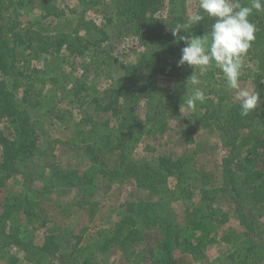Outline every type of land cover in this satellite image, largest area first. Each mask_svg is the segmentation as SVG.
<instances>
[{
  "label": "rangeland",
  "instance_id": "rangeland-1",
  "mask_svg": "<svg viewBox=\"0 0 264 264\" xmlns=\"http://www.w3.org/2000/svg\"><path fill=\"white\" fill-rule=\"evenodd\" d=\"M241 3L247 5L249 0H241ZM115 6L116 0H37L19 10V19L22 22L31 21L37 27L44 24L53 28L58 22V14L54 13L59 11L58 13L66 15L61 26L63 29H71L81 34L95 27L106 29L109 41L113 43L114 59L106 66L105 71L91 82L95 83L96 92H90L88 98L97 94L103 99V103L112 109L106 116L110 118V126L100 129L99 125L92 122L89 124L85 118V115L92 111L91 107L87 109L86 106L81 107L73 103L72 96L67 98L68 94L60 90L61 85L70 87L81 77L88 56H74L70 50L63 49L56 55H45L40 59L28 58L24 64L30 69L45 73L52 80L43 91L41 106L35 109L20 107L26 112L30 122L36 121L40 132L39 140L35 155L16 164L9 178L2 182L5 185L0 187V205L7 192H10L11 196L28 195L33 199L42 200V208L37 207L35 214L28 216L21 209L15 213L14 219L23 226L21 232L32 234L31 239L38 245L45 243L47 229L55 228L60 244L57 249L53 247L44 264H66L67 260L72 264H152L151 251L155 245L153 240L160 230L158 224L151 227L142 220V208L149 203L160 204L164 210L162 214L167 215L174 227L181 229L182 233H186L190 238L194 234L186 223V210L191 205L215 213L214 215L222 219L223 231L234 227L244 233L243 242L237 245L225 244L220 239L221 233H218L214 234L212 240L204 239V243L197 246L198 250L193 247L186 250L179 247L176 255L180 264H243L244 259L246 264H264V261H258L256 258L257 248L255 251L251 250L252 246L256 247L264 242V200L258 199L257 204H254L253 196L249 194L252 191L243 182L249 151L240 145L244 133L248 132L247 125L260 121L264 103L247 116H242L239 101L234 99V93L228 91L230 98L222 104H217V93L210 92V87L204 84L199 87L204 90L211 103H197L194 108L188 107L183 104L187 92L182 81H188L194 73V68L187 64L178 66L181 54L167 55L161 51L156 68L165 66L170 74H154L152 81L159 87L158 91L163 93L161 106L173 103L181 105L182 116L179 117L169 110L162 119L166 127L163 121L160 123L162 126L158 123L157 126L163 131L154 134L157 128L146 121V108L141 101L133 110V114L136 118L134 122L141 121L144 125L145 134L136 140H129L125 150L129 156L151 162L162 153L170 154L174 159H182L192 176V182L187 186L184 197L174 200L169 194L159 195L148 187L133 182L115 184L107 193L98 192L89 196L88 203L81 206L74 204L70 212L64 213L60 210L66 203L78 199L82 190L79 186H70L68 180L62 176L71 169L84 172L94 161V152H89L86 144L81 142L83 135L93 129L97 134L96 139H99V136L104 137L110 128L118 127L113 111L120 110V105L125 102L120 99L119 105L114 99L117 93L107 91L116 83L117 86L118 83L123 84L126 77H131L138 71L145 72L147 77L153 72L151 68L138 65L146 48L135 36L132 37L131 33L125 32L118 24L107 27L105 14L112 13ZM200 11L199 0H162L155 16L169 19L181 15L187 19ZM250 20L257 25L260 20H264V12L254 11ZM261 48L264 49V42L256 44L252 54L246 55L240 82L242 87L259 92L264 100V67H261L264 54L260 52ZM134 69H137V73L132 71ZM209 70L217 71L219 76L220 69L213 66ZM195 72L198 76L199 68L195 69ZM219 85L222 90L227 87L226 81ZM222 90L220 92L224 94ZM15 93L17 96L21 91L15 90ZM196 112L198 118L194 117ZM56 114L62 118L56 117ZM204 121L208 124L205 125ZM12 124L11 117L0 113V130L9 139L15 137ZM147 130H150L149 134H146ZM98 132L101 134L98 135ZM98 150L99 148H96L95 153L104 155L103 160L107 165L113 166L117 163L116 152ZM262 154L264 155V148ZM2 160L0 145V162ZM201 170L210 174L205 181L199 178ZM169 183L171 187L174 186L175 179L171 177ZM131 215L136 217L131 226L139 228L145 238L130 242L133 253L125 254L122 244L115 239L119 234H122V238L126 236L128 230L124 229L122 232L116 225L124 216L127 218ZM9 232L7 230L0 235V264H31L24 259V252L18 245L8 244L12 241L11 236L6 235ZM106 241L108 244H105ZM191 241L196 243L195 238ZM199 251L202 254L197 255Z\"/></svg>",
  "mask_w": 264,
  "mask_h": 264
},
{
  "label": "trees",
  "instance_id": "trees-1",
  "mask_svg": "<svg viewBox=\"0 0 264 264\" xmlns=\"http://www.w3.org/2000/svg\"><path fill=\"white\" fill-rule=\"evenodd\" d=\"M37 0H0V113L11 117L13 121L12 127L15 137L9 139L0 130V145H2L3 160L0 162V187L6 178H9L10 172L15 168V165L20 161L28 160L35 155L37 143L39 140V127L36 121H31L26 112L24 113L20 107L38 108L43 104V91L47 84L52 80L45 73L38 70L30 69L24 64L29 59H40L45 55H56L61 50L67 49L74 56H88L81 77L72 83L70 87L66 84L60 86L61 92L67 93L66 97L72 96V102L92 108V111L85 115L88 123L99 125L100 129L108 128L110 118L106 117L107 112L112 109L108 108L103 103V99L97 94L89 99L90 92H96L95 83L96 77L110 64L114 59L112 51L113 43L109 41V34L106 29L95 27L88 29L85 34L71 30L63 29L66 15L55 12L58 22L53 28L44 26V24L36 26L35 23L28 21L22 22L19 19V10L25 9L30 3ZM52 1V0H51ZM162 0H116V6L111 11L112 13L105 14L107 27L117 26L124 29L125 32L131 33L132 37L139 40L145 46L144 52L140 56L139 66H146L153 69L149 77L145 76V72L132 70L137 74L131 77H126L123 84L117 83L107 92L117 93L114 97L115 102L120 103L122 99L125 104L120 105L122 108L115 109V116L118 127L110 128L106 135L99 136L93 129H90L81 142L86 144L87 150L94 152V161L91 166L82 171L76 169L69 170L65 175L69 185H75L82 188L81 196L74 201L66 203L60 208L64 213L70 212L74 204L81 206L83 203H88V197L99 193H107L115 184L137 183L141 186H146L154 193L162 195L169 194L174 200H181L184 197V192L187 186L192 182L190 171H187L185 163L182 159H174L172 155L162 153L155 159L154 162L144 160V158H135L126 153L129 140L137 139L144 133V125L142 122L135 123V115L133 110L138 104L143 101L146 108L147 122L151 123L152 127L157 128L154 134L162 132L159 125L163 117L167 115L169 110L173 114L181 117V105L175 103L163 105V93L159 92V87L153 82V75L158 73L164 76L169 75L168 68L158 65L157 61L161 58V51L167 55L181 54V49L185 46L184 41L177 42V38L172 35L171 28H174L177 23L186 22V17L176 15L169 19L158 18L155 16V11L160 7ZM21 14V13H20ZM53 15V14H52ZM214 22L205 15V19L199 24L192 25L186 32H181V35H204L206 31L211 30V24ZM256 38L252 42V46L247 54H252L253 47L260 42H264V20H260L256 25ZM138 37V38H137ZM107 42V43H106ZM260 52L264 54V49ZM25 56V57H24ZM29 58V59H28ZM264 67V63L261 64ZM144 69V68H142ZM217 72V71H216ZM208 70L205 73H200L199 85L210 87V92L217 93V104H222L224 100H228L231 96L228 87L222 90L219 85L225 82L223 73L218 70V74ZM172 76V75H170ZM10 78V79H9ZM98 79V78H97ZM185 85V91H190L191 83L182 81ZM15 90L21 91L16 96ZM224 91L222 94L220 91ZM232 92V91H231ZM233 93V92H232ZM21 94V95H20ZM206 94V93H205ZM209 95V94H208ZM20 96V98H17ZM89 99V101H88ZM187 99V98H186ZM127 103V105H126ZM211 100L207 98L203 104L209 105ZM116 108V107H114ZM62 118L59 114L55 115ZM198 118L197 112L194 114ZM32 119V118H31ZM194 119V118H192ZM190 119V120H192ZM204 124L208 123L204 121ZM166 127V126H165ZM248 132L244 133L241 141V147L249 151L247 159V168L244 172V181L252 191L254 204L257 200H264V109L260 121L247 125ZM150 130L146 131L149 134ZM101 133L98 132V135ZM96 148L100 151L116 152L118 156L117 163L113 166L107 165L103 156L100 153H95ZM98 150V151H99ZM99 151V152H100ZM100 157V158H99ZM110 166V167H109ZM244 167H242L243 169ZM57 173V172H56ZM55 173V174H56ZM210 176L205 170L199 172V178L203 181ZM175 179V185L171 187L170 178ZM2 205H0V235L7 230L10 231L12 241L8 244L18 245L24 252V259L31 264H44L45 260L50 257L52 249L59 247L57 231L55 228H48L45 237V243L38 245L31 239L32 234H23L21 223H16L14 215L23 209L26 215L35 214L34 210L37 207L42 208V200L33 199L28 195H14L10 192L2 197ZM87 201V202H86ZM143 218L149 226L153 227L156 224L159 230L154 237L155 244L151 251L152 264H180L177 258L176 251L179 247L188 249L193 247L198 250L199 245H202L204 239L212 240L214 234L221 233L220 239L227 245H237L243 242L244 233L234 227H230L226 231L222 230V219H219L215 213L207 212L202 207L189 206L186 210V223L189 229L194 234L192 238L196 239L193 244L186 233H182L181 229H176L174 224L168 219L160 204H147L142 208ZM161 213V215H160ZM134 216H124L118 221L116 227L120 231L127 229V235L123 238L122 234L115 239L116 242L122 244V249L125 254H130V242H137L139 239L145 238L141 234L139 228H134L131 224L135 222ZM117 230V231H119ZM62 233V231H59ZM121 232V233H122ZM57 234V235H56ZM9 236H6L9 238ZM215 239V238H214ZM105 244H108L107 241ZM130 244V245H129ZM257 248V260L264 261V242L252 246L251 250ZM133 253V252H132ZM201 253V251L197 252ZM202 254V253H201ZM201 254H199L201 256ZM87 263H89L87 261ZM66 264H72L70 260ZM237 264V263H236ZM246 264V260H243Z\"/></svg>",
  "mask_w": 264,
  "mask_h": 264
},
{
  "label": "clouds",
  "instance_id": "clouds-1",
  "mask_svg": "<svg viewBox=\"0 0 264 264\" xmlns=\"http://www.w3.org/2000/svg\"><path fill=\"white\" fill-rule=\"evenodd\" d=\"M200 12L189 16L184 23H177L171 28L177 42L184 41L178 66L185 64L194 68V73L188 82L192 88L187 92L183 104L194 108L197 103L206 100L204 90L199 87L200 80L195 69L205 73L215 66L223 73L227 87L234 93V99L239 101L240 114L247 116L256 110L264 100L259 92L250 91L241 86L240 77L244 67V59L255 40L257 27L251 22L253 12H264V0H249L247 5L241 0H199ZM205 15L212 18L211 30L204 35H181L188 29L199 24ZM182 111V109H181Z\"/></svg>",
  "mask_w": 264,
  "mask_h": 264
}]
</instances>
